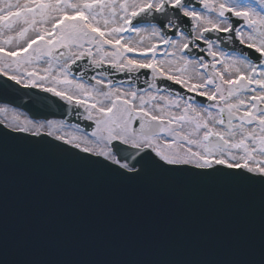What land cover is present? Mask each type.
<instances>
[{"label":"snow or ice","instance_id":"6c2138e0","mask_svg":"<svg viewBox=\"0 0 264 264\" xmlns=\"http://www.w3.org/2000/svg\"><path fill=\"white\" fill-rule=\"evenodd\" d=\"M81 61L124 73L128 90L104 71L85 80ZM142 71L152 79L133 88ZM12 93L37 106L51 94L85 123ZM0 116V169L20 148L123 185L187 178L264 193V0H2ZM11 255L0 236V264H31ZM234 264H264V243L259 262Z\"/></svg>","mask_w":264,"mask_h":264},{"label":"water","instance_id":"95a60500","mask_svg":"<svg viewBox=\"0 0 264 264\" xmlns=\"http://www.w3.org/2000/svg\"><path fill=\"white\" fill-rule=\"evenodd\" d=\"M86 64L76 66L85 80L104 71L117 84H129L124 73L107 65ZM150 77L133 74L132 84L146 89ZM18 87L20 93L39 92ZM173 91L191 95L178 85ZM20 93L12 97L33 112L85 123L76 114L83 109L51 94L41 93L52 105L37 106ZM0 236H6L11 258L31 264L259 262L264 193L187 178L150 177L123 185L44 151L10 148L0 169Z\"/></svg>","mask_w":264,"mask_h":264},{"label":"rangeland","instance_id":"374dc122","mask_svg":"<svg viewBox=\"0 0 264 264\" xmlns=\"http://www.w3.org/2000/svg\"><path fill=\"white\" fill-rule=\"evenodd\" d=\"M110 50V49H109ZM47 67L48 65H47V63H45V62H41V63H39L38 65H37V68L41 71V74H43V70L41 69L42 67ZM43 67V68H44ZM125 87H129V85H127V84H123V88H125ZM133 88H134V86H132ZM0 118H3V116H0ZM66 130H69V129H66Z\"/></svg>","mask_w":264,"mask_h":264},{"label":"bare ground","instance_id":"6f19581e","mask_svg":"<svg viewBox=\"0 0 264 264\" xmlns=\"http://www.w3.org/2000/svg\"><path fill=\"white\" fill-rule=\"evenodd\" d=\"M0 2H2V0H0ZM12 2H17V0H12ZM19 2H20V3H24L25 0H19ZM46 26H47V25H46ZM43 67H44V66H43ZM43 67L41 68L42 70L45 68V67H44V68H43ZM194 82H196V81H194ZM128 88H129V87H125L124 90H128ZM161 94L166 95L167 93H161ZM203 99H204V98L197 97V100H198V101H199V100H203ZM158 102H159V101H158ZM160 103H162V102H160Z\"/></svg>","mask_w":264,"mask_h":264}]
</instances>
